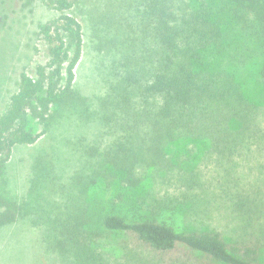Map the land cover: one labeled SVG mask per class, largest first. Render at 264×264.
Returning <instances> with one entry per match:
<instances>
[{"label": "trees", "instance_id": "1", "mask_svg": "<svg viewBox=\"0 0 264 264\" xmlns=\"http://www.w3.org/2000/svg\"><path fill=\"white\" fill-rule=\"evenodd\" d=\"M21 1L27 5L34 0ZM43 1L58 12L55 18L38 24L49 59L46 65L36 67V78L20 73L18 89L0 112V179L14 146L34 143L63 111L85 108L88 100L73 89L83 38L82 26L72 11L80 9L83 1ZM107 2L112 10L98 20L115 26L112 38L123 36L129 40L128 48L138 44L142 50L138 51L140 77L128 72L118 84L121 95L128 86L139 91L144 106L130 105L124 98L118 107L132 117L131 121L138 117L149 128L141 133L132 122L129 137L117 138L110 151L87 148L89 174L76 172L70 182L72 187L79 186V194L99 187L100 181L118 183L120 180L109 175L113 171L119 174L122 169L133 176L134 168L146 163L143 150L148 143L154 154L166 143L186 139L234 151L254 136L263 138L264 131L250 114L254 111H241L236 106V95L243 96L237 84L216 78L218 72H208L207 60L211 52H226L237 35L249 31L247 27L252 28L254 37L264 38V0H117L116 6ZM133 52L128 50L130 55ZM259 73L264 80V63ZM41 163L39 158L34 163L39 173ZM40 176L32 179L31 192L43 188L41 181H52L51 176ZM68 198L71 206L66 204L62 209L52 204L33 210L30 217L33 224L44 226L48 248L71 264H126L135 257L134 249L147 252L150 264H264L253 242L228 241L217 230L177 228L157 211L154 200L144 202L137 196L128 202L134 206L128 211L120 212L114 205L109 211L92 213L89 206L93 199L88 194L85 207L74 205V195L68 193ZM0 207V227L19 215H28V208L11 199L0 197ZM115 235L123 239L108 242Z\"/></svg>", "mask_w": 264, "mask_h": 264}, {"label": "rangeland", "instance_id": "2", "mask_svg": "<svg viewBox=\"0 0 264 264\" xmlns=\"http://www.w3.org/2000/svg\"><path fill=\"white\" fill-rule=\"evenodd\" d=\"M82 1L80 9L72 11L82 26L83 38L73 89L88 100L85 108L63 111L34 143L13 147L0 179V197L24 205L28 215H19L0 227V264H71L48 248L43 239L44 226L33 224L30 217L33 210L41 211L52 204L64 209L69 204L68 193L74 195V205L83 207L88 194L93 199L89 206L92 213L109 211L114 205L120 212L128 211L134 208L128 202H134L137 196L144 202L154 200L157 211L177 228L217 230L228 241H251L264 262V136H254L234 151L186 139L166 143L161 152L154 154L148 143L143 150L146 163L134 168L133 176L122 169L120 175L114 171L109 174L121 183L100 181L99 187L85 194L78 193L79 186H70L76 172L89 174L87 148H97L100 153L110 151L117 138L129 137L132 122L141 133L149 128L138 117L131 121L132 117L125 116L126 111L118 107L126 98L130 105L144 106L139 91L128 86L121 95L118 84L128 72L139 74L141 48L138 44L128 48L129 40L123 36L112 38L115 26L98 20L112 10L107 7L109 2ZM110 1L117 5V0ZM57 15L43 0L27 5L21 0L0 1V112L18 89L20 73L25 71L36 78V67L46 65L47 45L38 33V24ZM246 30L229 43L226 52H211L207 69L220 73L216 78L237 84L243 96L240 99L236 95V106L241 111H254L250 114L264 131V80L259 73L264 63V38L254 37L250 27ZM129 49H134L131 55ZM38 158L42 161L40 173L34 170ZM42 173L51 176L52 181H41L43 188L31 192L32 179ZM122 239L115 235L108 242ZM134 253L139 257L135 255L126 264H150L147 252L134 249Z\"/></svg>", "mask_w": 264, "mask_h": 264}]
</instances>
